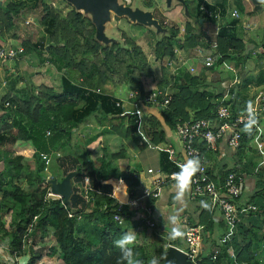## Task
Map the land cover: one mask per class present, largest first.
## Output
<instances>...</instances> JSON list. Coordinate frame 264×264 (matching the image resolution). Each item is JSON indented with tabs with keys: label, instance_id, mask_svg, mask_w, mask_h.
Masks as SVG:
<instances>
[{
	"label": "trees",
	"instance_id": "16d2710c",
	"mask_svg": "<svg viewBox=\"0 0 264 264\" xmlns=\"http://www.w3.org/2000/svg\"><path fill=\"white\" fill-rule=\"evenodd\" d=\"M204 2L205 0H198L199 14L192 16L191 21L186 23L183 41L180 39L181 32L177 28H171L170 35L161 41L155 42L153 39L147 38L154 57L151 61L145 50L126 32L122 34V45L113 43L110 46H104L97 39L98 32L94 23L81 12L72 9L63 15L64 13L53 4H48L45 0H37V5L41 7L40 24L45 27L48 44L43 48L38 42L33 43L31 40H26L22 42L23 52L19 53L15 59L36 54L40 64L48 63L63 75L64 85V91L60 93L53 85L41 84L34 87L33 83L28 82L26 91L15 100L18 102V107L14 113L13 125L18 128L21 141L32 143L36 161L38 160L41 165L39 172L44 170L41 154H52V151H58L71 143L72 130L95 117L100 112L98 107L104 108L105 103H112L109 104L113 109L109 112L111 113L109 119L113 122L110 128L111 132L122 138L130 137L134 124L129 123L127 127H124L115 121L132 120L135 117L114 111V108H120L107 95L106 89L109 85L127 86L138 94L137 98L132 100L136 103L148 94L147 92L151 91L156 83L164 89L172 87L175 93L168 108L162 111L164 122L172 130L176 129L179 122H190L192 119L217 122V109L223 105L230 106L234 116L248 108L253 96V88L264 89V69L261 65L246 74L245 77L240 75V83L230 89L232 95L227 102L222 101L223 94H213L209 91L215 81H208L205 71L193 75L182 70L178 77L173 76L171 79L166 77L163 61L166 58H175L176 48L189 52L199 46V39L202 37H205L208 45L213 41L212 37L208 34L205 35L202 29V25L206 21L212 24L216 23V19L207 18L202 14L200 8ZM240 4L241 0H215L214 3L206 6L209 10L220 12L223 17H227L231 6H240ZM26 8L25 1L20 3L9 1L3 7V2L0 0V43L19 38L16 18ZM127 22V28L134 27L129 21ZM242 32V22L232 19L226 27L220 30L215 40L219 56L216 68L219 69L229 62L236 64V67L239 64L244 66V62L250 58L249 54H246V43ZM258 47L261 49V57L264 59V42L261 47ZM35 88L39 89L36 95L34 94ZM98 90H102V95ZM78 98L85 100L89 106L81 110L76 102ZM144 129H148V135L152 138L153 145L157 146L164 142L161 137L165 133L158 132L160 124L155 118L150 119ZM256 132V129L245 130L240 147L234 150L237 155L243 153ZM199 148L204 158L212 151L205 143ZM119 157L120 154L112 155L109 159L104 157L101 159V167L98 172H90L87 176L80 165L75 171L65 173L62 180L70 173H75L73 180H79L80 183L84 182L86 177H89L91 182L94 181V178L100 179L98 183L92 184L93 190L100 194L94 193L93 201L89 203L85 193L79 191L75 186H73L70 205H66L63 199L47 198L50 184L48 182L45 184L46 180L40 176L39 172L31 179L28 191L19 186H14L11 191L2 190L0 240L8 239L9 245L18 250L20 254L24 250L26 239H36L41 236L40 242H47V238L53 232L56 247L51 249L50 254L57 255L60 252L61 264H117L120 251L113 242L120 238L126 230L124 226H119L114 222V214L121 212L119 204L111 206L114 202L113 199L102 195V193L110 191L109 185H102V180L105 178L102 176V168H105L109 161L117 160ZM23 160V157L6 156L4 165L6 177L11 179L19 177L24 168ZM63 163L62 159L61 164ZM249 166L250 168L244 167L242 170L237 167L227 170L222 173L223 175L221 174L219 181L209 170L207 177L209 181L224 185L229 174L235 173L240 177L243 171L249 175L254 174L264 192V168ZM2 177L1 174L0 189L4 187ZM125 182L129 183V180L126 179ZM241 196L235 200V203L241 199ZM260 197H263L264 200V193ZM257 198H259V193L251 198L248 205L255 204ZM104 201L108 202L105 211L102 212V209L88 211L93 202L102 207ZM154 203L153 199L149 201V205ZM202 203L203 207L198 218L194 224L189 226L203 225L206 233L213 230L215 226L214 212L211 210L209 201L203 199ZM10 204L11 207L19 206L20 209L12 217L9 228H6L1 214L6 205ZM250 211L253 212L252 208ZM261 212H264V207L259 208L258 213ZM86 214L89 216L88 222L80 229L79 218ZM124 214H126V220L132 218L133 215L127 210L124 211ZM241 222L233 228L229 227L228 235L219 241V243L223 241L224 255L220 256L219 253L220 257L213 260L214 252H203L196 260V264H257L259 247L264 241V234L261 235L258 231L264 229V221L260 227L250 224L247 228L243 227ZM225 227H228L226 223ZM170 244L175 247L182 246L175 239ZM141 248L134 246V251L139 253V257L145 262L149 261L148 255L143 253L141 256V252L145 250ZM168 249L161 250L159 264H166L164 254ZM40 260L31 256L29 264H36Z\"/></svg>",
	"mask_w": 264,
	"mask_h": 264
},
{
	"label": "crops",
	"instance_id": "0c3cea01",
	"mask_svg": "<svg viewBox=\"0 0 264 264\" xmlns=\"http://www.w3.org/2000/svg\"><path fill=\"white\" fill-rule=\"evenodd\" d=\"M208 1L212 4L215 0ZM242 1L244 2V0ZM166 4L170 7L169 9H172L176 3H174V0H167ZM177 4L179 5H177V8L179 7V12L173 18L164 17L162 12V20L165 24L167 21L176 23L180 22V24H183V21L186 18V26V23L191 21L192 16H196L199 14L198 8L195 9L196 14H194L193 9H191V6L193 4L198 6V0H177ZM111 10V8H108V12H110ZM130 11L133 14V18L128 17V15L126 18H122L127 20L129 18L134 19L132 23L137 24L139 27L144 25L146 28H148V23H145L148 21V19H150V22H158V20H155L153 18L154 16L151 14H149L148 16V14H137L131 9ZM183 11L184 19L181 21ZM167 12L168 11H165L164 14L166 15ZM185 26L182 30L181 27H176L177 29L180 28V39L182 41L184 40L185 36ZM150 27L152 28L151 23ZM207 34L208 33L205 32V35ZM201 40L202 38L199 39V46H202ZM19 48H21V46ZM166 59L164 60V65ZM16 60L17 59H15L14 61ZM40 66L41 67H35L34 72H30L29 74L25 73L24 78H27L29 76L30 80L28 82L33 83L34 87H38L39 80L42 79V84H51L60 93H62L64 91L63 75L48 63L40 64ZM197 69L198 73H202L204 71V69L200 65L197 66ZM167 73L166 77L167 79H170L168 78V76L172 77L171 73L168 72V70ZM207 79L208 81H215L214 85L209 89V91L213 94H217L215 92H221L222 89L223 91H227L231 87H227L226 83L220 84V79L218 78L213 79V77H207ZM28 82L24 85L26 86ZM21 85H23V83ZM158 87L159 85L156 83V86L152 88L151 91L157 89ZM16 88L19 89L18 86ZM126 90H128V88L125 85H109L107 86L106 92L111 100L120 101L122 103V109L120 107V109L114 108V111L123 112L124 114L128 115H134L135 118H133L132 120L122 119L120 121H115V123L118 122L124 127H127L129 123L134 124L132 126V133L130 137L121 138L120 136L115 135L113 132H111L110 128L113 122L109 119L111 114L109 112L113 111V109L111 108V106H109V104L112 103H105L106 106H104V108L101 109V106L98 107V109H100V112H98L95 117H92L79 128L72 130L71 143L61 148L60 150L52 151V154H49L53 159L51 167L53 166V164H59L60 170L55 176L58 181H62V178L67 171H75L79 165L86 176L90 172L97 173L101 167V159H103L104 157H106L107 159V156L109 159V157L112 155L120 154V157L117 160H108L109 163H107V166L105 168H102V176L105 177L104 180H102V185L110 186V191L102 193V195L113 199L114 202L111 206L115 205L118 202L127 203L128 199L131 198L130 194L133 192V190L135 191V195L138 196L141 195L142 191L145 188L150 187L153 176L148 174L147 171L149 169L160 171V175L162 177H169V175H172L179 170L177 160H185L183 145L179 140L176 130L170 129L164 122L162 110L158 107L145 106L141 105V103H134L133 101H129L128 94L129 92H131V90L129 89V92L125 96ZM166 90H168V92L172 95H174L175 93V90H173L172 87ZM100 91V95H102V90ZM255 95L253 97H255ZM230 97L228 98L226 96L222 99V101L227 102ZM76 102L81 110L89 106L88 103L83 99L79 100L78 98L76 99ZM4 108L8 109L6 105ZM14 118L15 115L12 112L11 122H14ZM116 118L118 119L119 117ZM152 118H155L160 124V129L158 130V132L163 131L165 133V135L161 137L164 139V142L159 143L157 146L151 143L152 138L148 135V129H144V127L147 125V123L149 124V121ZM137 119H140V121L144 125H142L143 127H140L137 124L139 123ZM258 124L259 127L258 129H256L257 132L254 138L252 139L250 144L245 147L242 154L237 155L236 152L228 146L227 141L224 140L220 141L217 144L216 149L208 153L207 157L205 155V161L208 170L213 172V175L217 177V181L220 180L219 178L223 172L232 170L235 167H237L239 170H242L244 167L250 168L249 165L258 168H264V112L259 117ZM2 140H4V135L0 137V159H2L0 160V167H3L0 168V175H3L2 183L5 187L7 184L5 185L4 178L8 180L11 179L6 177L4 170V161L6 156L10 155V151L6 150V148L2 146ZM24 143H26V147H20V153L18 155L24 158L23 165L26 166L28 160H31L32 155L35 154V150L31 142ZM171 148H173L176 152L175 157H172L169 153ZM31 149H33V152L31 151ZM88 156H92V158H89ZM61 157L64 161L63 164H61L62 159L59 160ZM58 161L60 162L58 163ZM25 170L26 167L24 168V172ZM35 170H37V168ZM123 175H126L125 179H123ZM240 175L244 178L245 183V189L243 191L244 193L241 196V199L236 203L237 209L240 212V221H242L241 224L245 228H247L250 224L256 227H260L264 221V212H261L259 214L258 211L259 208L264 207L263 197H260V195L264 192L262 191V187L258 183V178L254 174L249 175L246 172L242 171ZM86 179L90 178L86 177ZM86 179L81 183L79 180H73V186L79 189V191L83 190L85 194L86 189L89 188V193L87 196L88 200L92 202V195H94V193L100 194L99 192L93 190L92 184L96 182L98 183L100 179L94 178V181L92 182L89 180L88 184L86 182ZM126 179L129 180V183L125 182ZM24 183L25 188L29 187L28 182L24 180ZM132 184H134V186H132ZM192 191L193 185L191 179L188 181V186L182 195L179 194L177 181L169 183L166 187L163 188L161 197L154 203L158 222V229L154 231L147 228V226L143 225L141 222L136 221L134 218L127 219L124 226L126 232L134 231L136 233V244L134 246L142 247L141 249H146L148 246H152V248L154 249L153 257H156L159 261L161 260V250L167 249L172 246L170 243L174 239L179 241V244L182 245L178 248L186 252L188 250V245L183 241L182 235L184 234L186 225L194 224L203 207L202 200L195 199L192 196ZM257 193H259V198H257L255 204L249 206L248 203L250 202L251 198H253ZM107 203V201H104L101 207V205H99L98 203L94 204L93 202L92 207L88 208V211L91 212V208H95L98 210L102 209L103 212L105 211V207H107ZM9 207H11V204L9 205ZM251 208L253 212L250 211ZM213 212L215 226L213 230L207 231L204 235L202 254L203 252H206L205 249H211L210 245H215L216 241L219 243V241H221L222 238H225V235H228V233L230 232V228L225 227L222 212L219 210H215ZM1 216L3 217V222L6 223V225L11 223L12 216L10 218L9 211L4 213L3 210ZM9 218L10 221L8 222L7 220H9ZM174 230H178L182 234L173 237L171 236V233H173ZM258 233H261V235H263L264 229H261V231H258ZM153 236H156V239L155 237L153 239ZM46 241L55 243L53 232H51L50 237L47 238ZM27 248L28 247H26L25 245L24 250L18 255V259H20L18 264H22V255L26 252ZM212 250L213 251L210 250V252L208 253H215L216 247L214 246ZM259 254L264 255V241L259 247ZM142 255L143 252H141V256ZM14 258L15 257L11 253H8V251L3 250L2 248L0 249V264H16ZM42 260H40V263Z\"/></svg>",
	"mask_w": 264,
	"mask_h": 264
},
{
	"label": "rangeland",
	"instance_id": "374dc122",
	"mask_svg": "<svg viewBox=\"0 0 264 264\" xmlns=\"http://www.w3.org/2000/svg\"><path fill=\"white\" fill-rule=\"evenodd\" d=\"M9 1L13 2H26L27 8L21 13V15L16 18L17 23V34L18 39H12L8 42H1L0 46L4 48H17V47H23L22 42L26 40H31L33 43H40V45L44 48L45 45L48 44V36L46 34L45 27H43L40 24L41 19V7L40 5H37V0H5L3 2V7L6 5ZM48 4H53L57 9H60L64 14L66 15L69 11L72 9H75L76 11H80L85 15V17H88L95 25V28L97 29V39L98 41L103 44L104 46H110L113 43L123 44L122 40V34L123 32H126L128 35H130L133 39H135L138 44L145 50L146 54L148 55L149 59L153 61V52L151 47L148 45L150 42L147 40L149 37L150 39H153V41L158 42L170 35V29L181 27V30L185 26V20L183 21V24H180V22H171L167 21L166 24L163 22V16L168 18H173L175 15L179 12V7L177 8V0H174V3H176L172 9H169L170 7L166 4L167 0H78L77 3L73 0H45ZM131 2V3H130ZM153 8H152V7ZM179 6V5H178ZM111 8L112 10L110 12H107V9ZM137 13V14H151L153 15L154 19L158 20V22H150V19H148V28H146L144 25L138 26L137 24H133L132 21L133 14L130 11V9ZM197 8V5H192L191 9H193L194 14L195 9ZM231 11L234 9L237 10L240 14V21L242 22V34L244 35L245 40V48H246V54H249L250 57L246 62H244V66L239 64L236 67V64L234 63H227L225 66H221L216 68L215 66L209 69H204V71L207 74L208 78L213 79H220V83H226L227 87H234L236 84H238V81L240 82L241 76H244L248 74L249 72L253 71L256 67L262 66L264 69V59L261 57L262 52L261 49H259L258 46H262L264 42V0H244V2L241 0V4L231 6ZM153 11V12H152ZM168 11L165 15L164 12ZM163 12V16H162ZM105 13V14H104ZM130 17L127 21L131 23V25H134V27L127 28L128 22L124 20L122 17ZM147 16V15H146ZM166 19V18H165ZM184 19V11L182 12L181 21ZM124 20V21H123ZM179 21V20H178ZM231 21V18L229 16L226 17V22L229 24ZM150 23L152 25V28L150 27ZM141 24V23H140ZM244 24L248 25V29H244ZM216 28L217 23L212 24L211 22L206 21L204 25H202L203 32L208 33L210 37H212L213 41L216 40ZM180 29V28H179ZM181 32V31H180ZM201 45L203 48L207 49L209 53L218 54L217 49L207 43L204 37H202ZM39 59L36 54H31L30 56H23L22 58L16 60V61H4L0 60V137L4 135V140H2L3 147L6 148V150L10 151L11 158L15 157H22L18 155L19 148L20 147H26L23 141L19 139V132L18 128H14L13 122H11V116L12 112L15 113L18 107V102L15 101L18 96H22V93H24L27 89V85L25 86L29 80L30 77L24 78L25 73L29 74L30 72H34L35 67H41L40 66ZM163 67H164V61H163ZM165 68V67H164ZM165 72L167 73V70L165 69ZM169 72V71H168ZM15 73V74H14ZM181 73V72H180ZM168 74V73H167ZM178 77V76H176ZM168 78L171 79L170 76ZM23 83V85H21ZM43 83L42 79L39 80V84L41 85ZM51 85V84H50ZM19 87L16 88V87ZM26 87V88H25ZM127 87V86H126ZM25 88V89H23ZM128 88V87H127ZM22 89V90H21ZM227 91H221V92H215L217 94H223L224 97H230L231 90ZM256 89H262V88H253L252 95L254 96L258 90ZM129 90V88H128ZM128 90L125 91V96L129 92ZM39 89H34V94L38 93ZM252 96V97H253ZM6 98V100H5ZM10 101V102H8ZM15 101V102H14ZM7 103H10V106L7 107L8 109L4 108ZM144 105V104H141ZM146 106V105H145ZM139 123H137L140 127L143 125V123L140 121V119H137ZM13 125V127H12ZM144 126V125H143ZM142 126V127H143ZM145 128V127H144ZM122 138V137H121ZM1 143V142H0ZM1 146V144H0ZM33 152V149H31ZM65 152V151H64ZM89 158H92V156H88ZM106 158V157H105ZM62 159V157L60 158ZM59 159V160H60ZM108 159V156H107ZM2 160V159H0ZM24 162V160H23ZM22 162V165H23ZM60 161H58L59 163ZM5 165V161H4ZM24 166V165H23ZM40 163L37 160L35 154L32 155L31 160H28L26 167V170L24 172V168L21 171V175L17 178L12 179H5V187L3 189H0V201H2L3 193L2 190H12L14 186H19L21 189L28 191L30 190V187L25 188V183L28 182V185L31 184V179L39 172ZM0 168H3L2 166ZM37 168V170H35ZM5 170V168H4ZM60 168L59 164H53V166L49 168V171H45V169L40 171V176H43L46 180V177H54L58 174ZM23 178V179H22ZM30 183V184H29ZM47 184V181L45 182ZM50 189V188H49ZM83 191V190H82ZM49 193V191H48ZM48 197V196H47ZM49 199H60L59 197L55 198H49ZM19 206L9 207V205H6V208H4L5 212H10V218L17 214L19 211ZM94 210L93 208H91ZM89 216L83 215V217H80V224L79 228L82 229L83 226L88 222L87 218ZM7 220L8 222L10 221ZM6 228H9L10 224L3 223ZM83 225V226H82ZM81 234V232H80ZM156 239V236H153V239ZM41 236L34 238H28L26 239V252L22 255L21 263L22 264H29L30 257H34L35 259H43L40 262H37L36 264H61L60 262V252H58L57 255H51V249L56 247L55 243H51L49 241L47 242H40ZM8 240V239H6ZM5 241V239H4ZM136 244V243H135ZM219 244V245H218ZM211 249H205V251L208 253L212 250V248L215 246L216 250L220 252V256L224 255V252L222 249L224 248L223 241L221 243L215 242V245H210ZM218 247V249H217ZM153 251L154 249L152 246H148L144 250V254L148 255L149 260L153 257ZM219 256V257H220ZM258 263L257 264H264V255L259 254L258 256ZM20 259L16 260V264H18Z\"/></svg>",
	"mask_w": 264,
	"mask_h": 264
},
{
	"label": "built area",
	"instance_id": "2783aa9c",
	"mask_svg": "<svg viewBox=\"0 0 264 264\" xmlns=\"http://www.w3.org/2000/svg\"><path fill=\"white\" fill-rule=\"evenodd\" d=\"M4 1L5 0H1V2ZM209 4V1L205 0L200 10L205 17L216 19V35H218L220 30L227 26L226 17H223L220 12L209 10L207 7ZM229 17L232 20H239L240 14L237 10H233L229 13ZM243 28L248 29L249 27L247 24H244ZM210 43L217 49L216 41ZM22 52L23 48L1 47L0 60L12 61ZM174 54L175 58H167L164 65V67L171 73L172 77L178 76L182 70L193 75L198 74V65L204 69L212 68L216 65L219 57L218 54L214 55V53H209V51L202 46H198L196 49L189 52L176 48ZM239 83L240 82L238 81V84ZM257 90L258 92H256L255 97L251 98L248 108L238 113L236 116H234L230 106L223 105L217 109V122L206 119H192L190 122L185 123L179 122L175 130L185 152V160H177L179 170L174 174L169 175V177H162L160 171L149 169L147 171L148 174L153 176L151 186L145 188L141 195L138 196L135 195V191L133 190L130 194L132 197L128 199L127 203L118 202L119 210L121 212L114 214V222L119 226H125L126 214H124V211L127 210L133 213L132 218L144 223L147 228L153 231L158 229L155 204L149 205V201L152 199L155 200V202L159 200L163 188L169 183L177 181L175 174L181 171L185 162L189 159L196 158L200 161V167L199 170L190 177L193 185L192 196L195 199H206L209 201L212 211H221L228 227L233 228L238 225L240 222V212L237 209L235 200L241 196L245 189L244 178L242 176L239 177L235 173H231L226 178L224 185H221L218 182L209 181L207 177L208 167L199 147L205 143L208 149L214 150L220 141L225 140L231 149H238L246 130L245 125L248 124L251 119H254L255 123L250 130L258 129L259 117L264 112V89ZM98 92H100V90H98ZM137 96L138 94L136 92H129V101L135 100ZM172 96L173 95L169 93L166 88H157L146 94L138 101V103L146 106L158 107L163 111L168 108ZM115 104L122 109V103L120 101H115ZM6 106L9 107L10 103H7ZM48 135H50V133H48ZM169 153L172 157H175L176 155L173 148L170 149ZM41 159L44 162L45 171H49L53 161L52 156L41 154ZM52 178L53 177H46V181L48 182ZM86 182L88 184L89 179H86ZM88 193L89 188L86 189L85 194L89 203L90 201L87 196ZM47 196V198H57V196L51 193L50 189ZM204 235L205 227L203 225H198L196 227L186 225L184 234L182 235L183 241L188 245L186 253L189 256V259L195 264L196 260L202 255ZM25 245L26 240L23 249L25 248ZM1 248L8 251V253H11L15 257V261L18 259L19 251L9 245V240H0V249ZM219 253V251L215 252L213 260L217 259Z\"/></svg>",
	"mask_w": 264,
	"mask_h": 264
},
{
	"label": "clouds",
	"instance_id": "9594fccd",
	"mask_svg": "<svg viewBox=\"0 0 264 264\" xmlns=\"http://www.w3.org/2000/svg\"><path fill=\"white\" fill-rule=\"evenodd\" d=\"M255 123L254 119H251L248 124L245 125L246 130H250L252 125ZM200 161L199 159H189L182 166L181 171L176 173L177 177V188L179 194L182 195L188 186V181L191 175L199 170ZM178 230H174L171 236L175 237L181 235ZM136 241V233L125 232L120 238L116 239L113 243L114 246L119 249L120 256L118 257L117 264H159V260L156 257H152L149 261L145 262L139 257V253L134 251V245Z\"/></svg>",
	"mask_w": 264,
	"mask_h": 264
},
{
	"label": "water",
	"instance_id": "95a60500",
	"mask_svg": "<svg viewBox=\"0 0 264 264\" xmlns=\"http://www.w3.org/2000/svg\"><path fill=\"white\" fill-rule=\"evenodd\" d=\"M73 1L77 3L78 0ZM74 177L75 173H70L62 181H58V179L56 178H52L48 181V183L50 184L51 193L63 199L66 205H70V198L73 194L72 180ZM125 178L126 175H123V179ZM164 260L166 264H195L192 260L189 259V256L186 252L175 246H170L168 251L165 252Z\"/></svg>",
	"mask_w": 264,
	"mask_h": 264
}]
</instances>
